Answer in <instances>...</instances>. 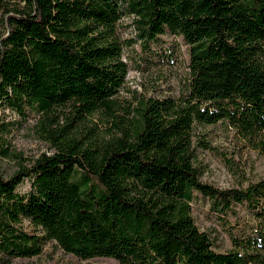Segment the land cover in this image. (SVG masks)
<instances>
[{
	"label": "trees",
	"instance_id": "obj_1",
	"mask_svg": "<svg viewBox=\"0 0 264 264\" xmlns=\"http://www.w3.org/2000/svg\"><path fill=\"white\" fill-rule=\"evenodd\" d=\"M0 12V106L35 112L54 148L25 163L0 122V156L20 161L0 174V256L32 257L54 241L121 264H264V178L222 189L193 161L195 126L218 122L264 154V0H0ZM124 16L145 43L171 33L189 44L180 97L120 105ZM98 115L104 133L90 125ZM196 193L236 219L230 250L197 225Z\"/></svg>",
	"mask_w": 264,
	"mask_h": 264
},
{
	"label": "rangeland",
	"instance_id": "obj_2",
	"mask_svg": "<svg viewBox=\"0 0 264 264\" xmlns=\"http://www.w3.org/2000/svg\"><path fill=\"white\" fill-rule=\"evenodd\" d=\"M0 30H4L0 12ZM117 38L122 46V58L128 66L124 84L119 88L117 98L120 105L133 108L141 99L166 97L178 98L182 95L189 75V44L183 36L171 33L160 35L156 43H145L137 35L132 18L124 16L118 26ZM123 112L120 111V114ZM38 115L27 111L20 115L16 111L0 106V122L8 124L9 132L4 138L13 152L21 153L25 163L33 161L43 153L51 154L54 148L41 136ZM100 132L108 130L105 117L98 115L90 123ZM194 164L198 167L203 182L216 187L245 188L264 178V154L252 143L243 139L226 122L202 125L194 129ZM13 156V155H12ZM19 159L0 156V174L11 176L19 167ZM31 179L26 178L19 186L20 192L31 188ZM192 201V214L197 225L209 231L217 251L232 248L230 232L234 230L233 216L220 217L210 209V201L196 193ZM241 229L249 226L250 211L239 205ZM236 232V231H234ZM242 233L237 230V235ZM0 264H121L109 257L82 259L65 252L54 241L44 243L42 252L32 257L5 258L0 256Z\"/></svg>",
	"mask_w": 264,
	"mask_h": 264
}]
</instances>
